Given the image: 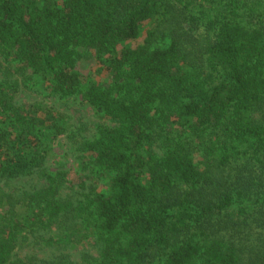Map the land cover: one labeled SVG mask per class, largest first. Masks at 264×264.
<instances>
[{"label": "trees", "instance_id": "16d2710c", "mask_svg": "<svg viewBox=\"0 0 264 264\" xmlns=\"http://www.w3.org/2000/svg\"><path fill=\"white\" fill-rule=\"evenodd\" d=\"M3 62L0 264H264V0H0Z\"/></svg>", "mask_w": 264, "mask_h": 264}, {"label": "rangeland", "instance_id": "374dc122", "mask_svg": "<svg viewBox=\"0 0 264 264\" xmlns=\"http://www.w3.org/2000/svg\"><path fill=\"white\" fill-rule=\"evenodd\" d=\"M141 41L143 42V39ZM6 67H7V62H3L2 63V73H0V77H5V76L9 75L6 71H4V69H6ZM77 70L82 74L83 77H85L87 79L93 78L96 80H100V78H102V79L108 78L106 76H103V74H104L103 71L101 74L98 72L99 67L97 66V63L95 60L83 59V60L79 61L77 64ZM39 89L40 88L38 87L37 91L36 90H29V89L25 90V87H24L23 98L27 99L30 102L45 101L47 103V102L51 101L50 99H48V98H50L49 93L45 94V92L41 90L43 92L42 93ZM83 106H85V105H80L78 103L77 104H71L69 108L63 109V110H65L70 116L72 115L77 121L82 118L83 121H91L90 124H92L95 120V118H94L95 114L92 113L93 111H91L90 107H88V106L83 107ZM91 129L93 131L92 127H91ZM65 148H66V146L57 147L56 151L59 152L58 154L61 156L62 154L65 153V151H66ZM64 160L68 161L67 168L71 169L72 168L71 156L65 157ZM91 250H93V248ZM40 251L41 250H39V249L32 250L31 247H29L28 249H26V251H24V254L25 253H31V254L35 253L38 256L40 255L41 257L42 256L47 257L46 254H42ZM76 258H78V256L73 255V259L75 260Z\"/></svg>", "mask_w": 264, "mask_h": 264}]
</instances>
